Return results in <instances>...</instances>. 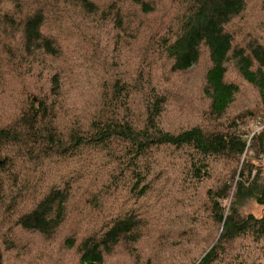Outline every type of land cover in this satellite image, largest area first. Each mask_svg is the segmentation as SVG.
<instances>
[{"label": "trees", "instance_id": "obj_1", "mask_svg": "<svg viewBox=\"0 0 264 264\" xmlns=\"http://www.w3.org/2000/svg\"><path fill=\"white\" fill-rule=\"evenodd\" d=\"M260 115L264 0H0V264H264Z\"/></svg>", "mask_w": 264, "mask_h": 264}, {"label": "rangeland", "instance_id": "obj_2", "mask_svg": "<svg viewBox=\"0 0 264 264\" xmlns=\"http://www.w3.org/2000/svg\"><path fill=\"white\" fill-rule=\"evenodd\" d=\"M254 1H256V0H254ZM257 2H258V0H257ZM256 4V3H255ZM195 73V72H194ZM187 74L188 75V77H190V75L192 76V77H196V74ZM192 85V84H191ZM259 118L260 119H262V121H264V118L260 115L259 116ZM254 127H252V129H253V131H257V130H259L260 128H263L264 127V122H262L261 124H258L257 122H255L254 124ZM180 214V213H179ZM180 216L181 217H183L182 216V214H180ZM188 221V218H184V220L183 221H181L180 223H179V225H177V228H182V229H185V226L187 225V223L188 224H191V221L189 222H187ZM197 224V223H196Z\"/></svg>", "mask_w": 264, "mask_h": 264}]
</instances>
